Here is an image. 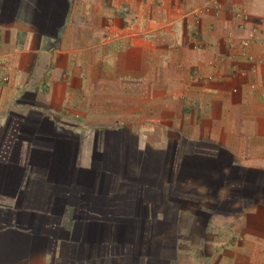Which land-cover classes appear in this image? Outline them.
<instances>
[{
  "label": "crops",
  "instance_id": "1",
  "mask_svg": "<svg viewBox=\"0 0 264 264\" xmlns=\"http://www.w3.org/2000/svg\"><path fill=\"white\" fill-rule=\"evenodd\" d=\"M206 2L0 0V264H234V232L212 236L180 207L172 215L180 167L156 166L175 174L148 184L129 164L130 153L168 160L171 138L157 147L149 134L107 127L125 123L108 113L124 87L169 73L177 54L156 26L190 24L193 12L201 29L215 27ZM174 220L182 242L169 248ZM258 236L263 256L246 264H264V227Z\"/></svg>",
  "mask_w": 264,
  "mask_h": 264
},
{
  "label": "rangeland",
  "instance_id": "2",
  "mask_svg": "<svg viewBox=\"0 0 264 264\" xmlns=\"http://www.w3.org/2000/svg\"><path fill=\"white\" fill-rule=\"evenodd\" d=\"M232 1L227 6L226 0H207L205 12L218 19L215 27L201 29L193 12L190 24L156 26V36H169L177 54L169 73L156 70L153 79L132 92L124 87L122 107L108 113H120L125 123L107 127L149 134L157 147L166 148L170 137L168 160L157 163L149 156L138 162L130 153L129 164L143 167L141 179L148 184L175 174L163 168L156 172V166L180 167V185L172 188V215L180 207L212 236L219 230L223 237L234 232L235 240L240 239L234 264H246L263 256L253 242L264 227V0H250L248 7L242 0ZM179 54L189 61L182 62ZM134 176L126 174L125 182L138 191ZM178 224L171 221V238L165 237L169 248L182 242ZM246 234L251 240L244 246Z\"/></svg>",
  "mask_w": 264,
  "mask_h": 264
}]
</instances>
